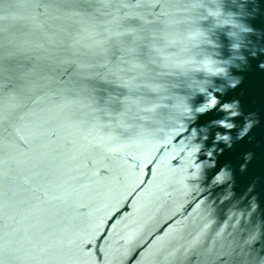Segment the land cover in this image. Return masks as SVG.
I'll list each match as a JSON object with an SVG mask.
<instances>
[{
    "label": "water",
    "instance_id": "obj_1",
    "mask_svg": "<svg viewBox=\"0 0 264 264\" xmlns=\"http://www.w3.org/2000/svg\"><path fill=\"white\" fill-rule=\"evenodd\" d=\"M0 264H264V0H0Z\"/></svg>",
    "mask_w": 264,
    "mask_h": 264
},
{
    "label": "clouds",
    "instance_id": "obj_2",
    "mask_svg": "<svg viewBox=\"0 0 264 264\" xmlns=\"http://www.w3.org/2000/svg\"><path fill=\"white\" fill-rule=\"evenodd\" d=\"M249 31H250V29H249ZM224 71H225L224 69H216L213 72V74L215 75L217 73H223ZM240 81H241L240 78H236V79H234L233 81L230 82L229 86L234 88L237 84L240 83ZM214 90H216V89H214ZM202 91H205V90H202ZM216 91H218V90H216ZM207 95H208L209 99H208L207 103H204L201 107H199L197 109L198 113L202 114V113L206 112L207 110H210V109H212V108H214L216 106V104H217L216 97L213 96L211 92H208ZM233 107L238 109L239 102L238 101H234L232 104L223 105V109L224 110H229V109H231ZM230 115L232 117H236V116L240 115V113H239L238 110L237 111H231ZM219 123H220L221 126L225 127L226 129H232V128L235 127L234 124L229 123V122H225L223 120L219 121ZM250 127H251V123L250 122H246L244 128L238 134V138L242 139L244 137V135L247 134V132L249 131ZM219 138H221V135L217 134V139H219ZM222 138H223L224 141H228L229 140V135H223ZM228 146L231 147L230 144Z\"/></svg>",
    "mask_w": 264,
    "mask_h": 264
}]
</instances>
